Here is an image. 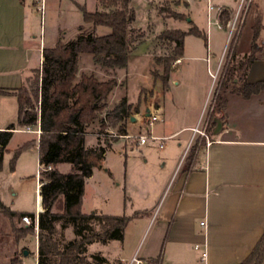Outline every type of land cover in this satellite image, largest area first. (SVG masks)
<instances>
[{
    "label": "crops",
    "instance_id": "crops-1",
    "mask_svg": "<svg viewBox=\"0 0 264 264\" xmlns=\"http://www.w3.org/2000/svg\"><path fill=\"white\" fill-rule=\"evenodd\" d=\"M70 2L81 13V6L89 11L104 9L98 0H92V6H87L86 2L80 0H70ZM192 2H186L185 9L190 7ZM60 3L61 0H45L44 14L42 17L40 14L39 20V11L35 0H0V129L6 128L11 123L16 124L18 101L14 92L22 85L31 69L41 66L42 49L51 47L55 43L59 30L63 31L66 40L74 39L79 32L78 27L81 24L76 27L74 32L66 35L65 27L58 22L61 12ZM236 3L237 0H228L227 4L223 5V11L217 12L215 17L218 26L223 27L222 24L230 19ZM252 3L261 10L262 28L254 40L257 49L256 58L246 73L248 83L264 80V35L262 34L264 31V0H252ZM53 7H56V10H53ZM53 11H56V18L52 14ZM179 12L184 14L185 18L175 19V28L187 31L191 22L206 34V39L193 34L185 36L183 54L179 57L180 62H173L175 64L174 70H171L169 74L168 89L179 85L175 72L186 61L192 62L198 69L205 66L209 71V65L214 63L217 67L221 58L219 57L215 62L220 46L213 41L212 31L207 28V33L193 15L189 16L187 10ZM134 21L135 18L130 24L131 27L139 28L133 26ZM164 29V27L161 28L157 34L159 35ZM107 32L105 31L103 34ZM190 36L195 37V47L187 48L186 40ZM258 39H261L259 45L256 43ZM146 40H148V36L143 33L141 42L133 46L128 56ZM249 42H253L252 31L249 35ZM238 44L239 39L235 49L236 54ZM153 52L154 50L146 65V71L143 75L144 82L139 87L138 95L141 88L149 90L153 88V94L144 113L147 116L149 109L154 107L158 109L162 117L157 122H164L166 104L160 100L161 93L158 88L161 87V84L158 83L159 78L154 80L151 74L153 66L157 64L156 58L160 56H156ZM209 52L212 53V59L207 57ZM237 55L244 54L238 53ZM84 59L93 61V54L84 52L78 54L75 82H78L83 74L79 65ZM159 73L161 74V72ZM120 87V83L116 82L108 94L109 109L118 104L123 97L129 103H133L124 94H118V97L110 102ZM197 113L198 110H195L192 115L191 112L186 111L185 116H183V123L174 128L165 124L158 126L157 129L155 127L152 129L155 122L150 128V132L154 136L164 137L161 141L162 144L165 140H173L174 143L170 145L172 149L178 151L184 144L187 148L196 126ZM39 130V125L33 127L16 126L12 137L16 132H25L30 135L28 140L37 139ZM87 136L85 146H94L97 140L88 143ZM205 137V144L203 143L192 157L185 160L178 177L164 196L158 211L159 216L156 219L159 227L154 231L153 245H149L144 256L136 257L142 264L145 259L158 255L161 256V264H237L252 251L264 232V90L248 97L227 92L224 119L221 125L216 124L210 137ZM147 142H151L160 148L159 140L148 139L142 145ZM34 148L38 153V147L34 146ZM169 156L170 153L168 152L163 154L165 159ZM171 169L172 167L170 171ZM39 187L38 182L33 213L39 204L42 207ZM39 212L41 211L39 210ZM200 222H204V224L201 225ZM196 224L203 228L197 235L195 232ZM24 239L26 238L22 237L20 241ZM35 239L36 247L28 256H33L34 264H37L36 236ZM112 242L110 241L109 245ZM159 244L160 248H158ZM192 245L193 249H195V245L201 249L198 260L192 254ZM91 246H96V251L101 250L99 243L91 244ZM202 251L206 252L203 259L201 257ZM28 256L20 258L21 264H25ZM117 260H120L122 264L126 261L123 257H118ZM261 264H264V259Z\"/></svg>",
    "mask_w": 264,
    "mask_h": 264
},
{
    "label": "rangeland",
    "instance_id": "rangeland-1",
    "mask_svg": "<svg viewBox=\"0 0 264 264\" xmlns=\"http://www.w3.org/2000/svg\"><path fill=\"white\" fill-rule=\"evenodd\" d=\"M80 1L86 2L87 6H92V0ZM195 1L198 0H194L191 6L185 9L187 3L183 0H130V6L135 13L133 26L139 27L135 29L145 33L148 36V40L138 45L134 52L128 56L126 67H116L103 62H96L94 56L93 61L84 59L79 65L83 74H92L101 80L114 79L120 83V89L110 99V102H113L114 98L118 97V94L127 95L128 100L133 102L131 103L133 106L132 113L122 122L126 127V133L131 135V137H111L109 133L111 131L118 133V127L105 126L100 132V120L104 118L103 114H99L87 128L89 132L87 136L88 143H90L89 141L94 142L97 138H107L112 143L106 149L102 166L94 167L92 175L86 179L81 211L113 215L125 214L127 216L136 214L125 226L124 240H113L110 245V241L100 244L101 250L98 251L95 250L96 246H88L89 254L99 253L107 259L104 264H117L116 260L118 257L125 258L126 261L123 264H129L132 256H144L149 245H153L154 231L159 227L156 219L159 216L158 211L164 196L178 177L185 160L192 157L198 148L203 143L205 144V136L210 137L212 135L217 121L222 122L221 116L223 112L212 114V107L223 67L228 64L232 53L235 52L238 39L237 54H246L250 50L249 35L253 24V17L251 16H254L255 4L251 3L241 27L238 29L237 26L239 24L235 25L236 29L232 31L233 33L228 41V26H226V22L222 24L223 27L218 26L215 17L217 11L213 10L208 17L206 0ZM211 2L215 6L223 7L228 0H211ZM238 3L239 0H237L234 13L230 17L231 20H233ZM60 4L61 12L58 22L65 27L66 35H69L76 30L79 24H84L83 16L80 10L72 5L70 0H61ZM179 4L180 6H178ZM54 9L56 10V7H53ZM185 10L188 11L189 16L193 15L197 19L207 33V28L212 31L213 41L220 46L215 62H217L219 57L221 58L217 67L214 63L209 65V71L205 66L198 69L192 62L186 61L175 72L179 85L172 86L171 89H168V87L164 88L159 79L158 83L159 85L161 84V87L158 88L161 93L160 100H163L166 104L165 115L164 122L156 121L152 129L154 127L157 129L158 126L165 124L170 128H174L183 123V116H185L186 111L191 112L192 115L195 110H198L195 118V127L203 134L193 131L188 147L186 148L184 144L178 151L170 146L174 143L173 140L163 141V148H158L151 142L138 145V137L146 133V115L144 112L153 94V88L150 90L141 88L138 95L139 87L144 82L143 75L146 71V65L150 61L153 50V54L156 56H166L169 55L172 48V44L168 41L157 38V31L163 27L165 29L175 28V19H184L185 16L179 11ZM52 14L56 18V11H53ZM38 18L40 20V12H38ZM231 23L233 24V21ZM108 30L104 26L97 27L98 34H103ZM262 34L264 35V31ZM59 38L66 41V36L63 35L62 30H59L56 35V40ZM256 43L259 45L261 39L256 40ZM186 45L187 48L195 47V37H188ZM45 48L48 47L42 49V55ZM233 48L234 50L232 51ZM207 57L212 59V53L209 52ZM174 65L173 63L171 70H174ZM31 70L24 79L26 86H29L35 75ZM159 72L163 73V66L157 63L151 70L154 80L158 79V75H161ZM157 97L154 99L156 100ZM152 108L154 109V107ZM104 122L107 123L106 120ZM29 138L30 135L25 132H16L13 135L8 143V150L4 154L3 166L0 171V200L7 207H10L11 210L19 212L34 211L37 194L36 185L39 182L38 153L34 146L20 152L14 168H11V159L15 149L28 141ZM167 152L170 153V156L165 159L163 154ZM58 168L61 171H67L68 165L60 164ZM24 226L21 219L11 218L0 212V264H8V262L10 264L12 257L20 259L32 254V250L36 247L35 236L37 237L38 228H34V230L25 234L21 230ZM202 229V226L196 224V235ZM63 234L65 239H73L75 237L71 227H67ZM22 237L26 239L20 241ZM158 248H160V244ZM195 249H193L192 245V254L198 260V254L201 249L199 247ZM24 250L27 251L26 255L23 254ZM25 264H34L33 256H28Z\"/></svg>",
    "mask_w": 264,
    "mask_h": 264
},
{
    "label": "trees",
    "instance_id": "trees-1",
    "mask_svg": "<svg viewBox=\"0 0 264 264\" xmlns=\"http://www.w3.org/2000/svg\"><path fill=\"white\" fill-rule=\"evenodd\" d=\"M98 2L104 9L89 11L84 6L80 7L84 24L78 27L79 32L74 39L65 41L59 38L52 47L43 50L41 67L31 70L35 75L29 86L23 81L14 92L18 101L16 124L0 129L1 171L3 156L16 126L39 125L38 138L30 139L15 149L11 159L13 169L20 152L31 146L38 147L39 195L43 210L37 215V264H104L107 259L99 253L89 254L88 246L122 241L127 222L136 215L81 211L85 180L91 176L94 167L102 166L105 151L112 143L107 138H97L94 146H85L87 127L99 114H103L100 132L105 126H110L118 127V133L124 134L126 127L122 122L130 116L133 106L123 97L109 109L107 99L116 85L114 79L98 80L92 74H82L75 82L78 54L88 52L93 54L96 62L125 67L128 53L143 37L140 30L130 25L135 18L133 8L129 6L130 0ZM254 8L250 51L241 56L233 52L219 79L212 114L222 111V120L227 92L248 97L264 90V80L255 83L246 81L248 68L256 58L254 40L262 28L261 10L256 5ZM190 24L187 31L165 29L157 37L172 44L169 55L156 58V62L163 66V73L158 78L164 88L168 87L172 63L183 54L185 36L193 34L206 39L203 31ZM99 26L107 27L109 31L98 34ZM60 164H67L68 170L61 171L58 168ZM0 212L18 220L28 215L30 225L21 228L25 234L35 228L33 212L13 211L1 200ZM67 227L72 228L73 239L64 238L63 232ZM263 259L264 232L252 251L237 264H261ZM116 262L122 264L120 260ZM10 264L21 262L19 258L12 257ZM143 264H161V256L147 258Z\"/></svg>",
    "mask_w": 264,
    "mask_h": 264
},
{
    "label": "built area",
    "instance_id": "built-area-1",
    "mask_svg": "<svg viewBox=\"0 0 264 264\" xmlns=\"http://www.w3.org/2000/svg\"><path fill=\"white\" fill-rule=\"evenodd\" d=\"M35 1H36V4H37L38 11L40 12L41 17H42L43 14H44V9H45V0H35ZM184 1L192 2L194 0H184ZM251 3H252V0H239L237 9H236L235 14L233 16V20H231V18H230L229 20L226 21V26H228V41H229L230 36L233 33L232 31L236 29L235 25L238 23L239 25L237 26V28L239 29L241 27V25H242V23L244 21V17L246 15L248 9L250 8ZM212 10H215L217 12H222L223 11V7L215 6V5L212 4L211 0H207V14H208V16H209V14H210V12ZM232 21H233V24L231 23ZM230 26H231V28H230ZM176 62H180V59L179 58L176 59L175 63ZM213 76H215V74H213ZM161 119H162V117H161V114L158 111V109L154 108V109L149 111L148 115L146 116V123H145V125H146V127H145L146 133L144 135H140L138 137V140H137V144L138 145L145 143L148 139H153V140H159L160 141V143H159V147L160 148L163 146L161 141L164 139V137L154 136L150 132L151 126L156 121H159ZM193 131L194 132H199L200 134H203V132L199 131L198 128H196V127L193 129ZM39 133H40V130H39ZM109 135L111 137H123V138L131 137V135H129L128 133L119 134V133L112 132V131L109 133ZM39 169H40V166L38 165V173H39ZM40 209H41V207L39 205L37 207L36 211H35V228L36 229H37V215H38ZM21 220H22V222L24 224H27V225L31 223V218L28 215L22 216ZM200 224L203 225L204 222H200ZM198 247H199L198 245H195V248H198ZM205 256H206V252L202 251V253H201L202 259L205 258ZM129 264H142V262L138 258L133 257Z\"/></svg>",
    "mask_w": 264,
    "mask_h": 264
},
{
    "label": "water",
    "instance_id": "water-1",
    "mask_svg": "<svg viewBox=\"0 0 264 264\" xmlns=\"http://www.w3.org/2000/svg\"><path fill=\"white\" fill-rule=\"evenodd\" d=\"M189 20H190V19L188 18V21H189ZM217 125H221V122H220L219 120L217 121ZM39 205H40V204H39ZM40 207H41V206H40ZM40 211H42V210L40 209ZM23 254L26 255V254H27V251L24 250V251H23Z\"/></svg>",
    "mask_w": 264,
    "mask_h": 264
}]
</instances>
